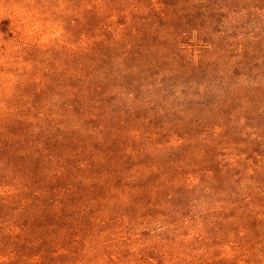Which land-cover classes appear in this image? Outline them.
<instances>
[{
	"label": "rangeland",
	"instance_id": "1",
	"mask_svg": "<svg viewBox=\"0 0 264 264\" xmlns=\"http://www.w3.org/2000/svg\"><path fill=\"white\" fill-rule=\"evenodd\" d=\"M0 264H264V0H0Z\"/></svg>",
	"mask_w": 264,
	"mask_h": 264
}]
</instances>
